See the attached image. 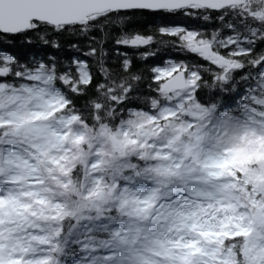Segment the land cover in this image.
Wrapping results in <instances>:
<instances>
[{"label": "snow or ice", "instance_id": "1", "mask_svg": "<svg viewBox=\"0 0 264 264\" xmlns=\"http://www.w3.org/2000/svg\"><path fill=\"white\" fill-rule=\"evenodd\" d=\"M0 264H264V0H0Z\"/></svg>", "mask_w": 264, "mask_h": 264}]
</instances>
